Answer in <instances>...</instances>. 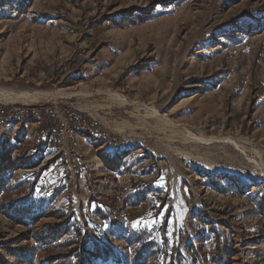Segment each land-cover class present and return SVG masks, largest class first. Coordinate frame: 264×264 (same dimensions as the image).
<instances>
[{"label":"rangeland","instance_id":"rangeland-1","mask_svg":"<svg viewBox=\"0 0 264 264\" xmlns=\"http://www.w3.org/2000/svg\"><path fill=\"white\" fill-rule=\"evenodd\" d=\"M130 9L150 13L119 24ZM0 89L44 93L0 103L75 107L123 147L81 134L74 181L56 149L37 146L32 124L15 125L0 138V180L12 185L1 198L0 244L80 233L79 264H125L122 248L135 246L122 232L143 227L163 243L164 264H213L214 226L231 232V264H257L264 0H0ZM21 198L52 209L26 225L6 211Z\"/></svg>","mask_w":264,"mask_h":264},{"label":"trees","instance_id":"trees-1","mask_svg":"<svg viewBox=\"0 0 264 264\" xmlns=\"http://www.w3.org/2000/svg\"><path fill=\"white\" fill-rule=\"evenodd\" d=\"M149 13V9H130L125 12V16L118 23H134L137 18L144 21L147 19ZM135 183L139 188L143 185L139 181ZM10 184L9 177L0 180V203L4 202V199L1 200V198L4 196V192L11 188L12 185L10 186ZM20 200L24 202L22 206H17L18 204L16 206L10 205L7 206L6 211L8 213H13L17 210L19 213L21 212L23 215L20 220L26 225H35L41 217L47 214V211L49 212L52 209L50 206H24L28 200L26 198H21ZM98 213L105 220L111 221V226L116 225L117 222L110 218L111 211L99 209ZM121 228L123 229V227ZM211 231L217 233V246L216 252L211 254L210 261L213 264H231V257L233 255L231 232L226 229L217 232L214 226L211 228ZM154 233V229L127 227L122 232V236L125 237L130 246L135 247L131 252H127L122 248L123 262L125 264H164L160 260L165 253L163 243H161ZM80 237L81 234L79 233L71 236L65 234L62 238L53 242L33 241L31 239L28 241L14 240L0 244V252L4 254L8 264H79L80 252L77 244ZM73 246L76 247L73 248ZM90 247L101 254L107 249L105 245L98 242L93 245L91 244ZM258 248L257 264H264V241L258 245ZM43 255L44 258L42 257ZM202 264H205L204 259H202Z\"/></svg>","mask_w":264,"mask_h":264},{"label":"built area","instance_id":"built-area-1","mask_svg":"<svg viewBox=\"0 0 264 264\" xmlns=\"http://www.w3.org/2000/svg\"><path fill=\"white\" fill-rule=\"evenodd\" d=\"M30 123L34 128L36 144L40 149L54 148L63 158L65 170L72 180L80 172V135L94 133L105 139L112 147H123L110 137L99 121L84 114L75 107L60 108L53 102L0 103V138L8 134L17 124ZM10 155V154H9ZM28 158L23 155L22 162Z\"/></svg>","mask_w":264,"mask_h":264},{"label":"bare ground","instance_id":"bare-ground-1","mask_svg":"<svg viewBox=\"0 0 264 264\" xmlns=\"http://www.w3.org/2000/svg\"><path fill=\"white\" fill-rule=\"evenodd\" d=\"M5 91V90H4ZM0 89V98L1 99H11L15 100V99H22L24 101H30V100H37L39 99L44 93L42 92H35V93H31V92H20L17 94L14 93H10V92H4ZM57 93V92H54ZM112 96L114 97H122V99L125 101V97H123L120 93L118 92H112Z\"/></svg>","mask_w":264,"mask_h":264},{"label":"crops","instance_id":"crops-1","mask_svg":"<svg viewBox=\"0 0 264 264\" xmlns=\"http://www.w3.org/2000/svg\"><path fill=\"white\" fill-rule=\"evenodd\" d=\"M64 104H65V105H69L67 102H65ZM66 107H71V106H66ZM12 128H13V127H12ZM12 128H11V129H12ZM11 129H10V131H11ZM10 131H9V132H10ZM9 132H8V133H9ZM7 135H8V134H7Z\"/></svg>","mask_w":264,"mask_h":264}]
</instances>
